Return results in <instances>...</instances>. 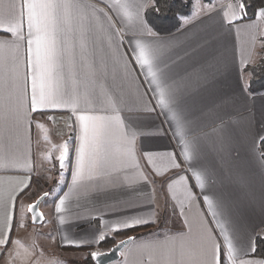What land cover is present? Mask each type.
Instances as JSON below:
<instances>
[{
  "label": "crops",
  "instance_id": "1",
  "mask_svg": "<svg viewBox=\"0 0 264 264\" xmlns=\"http://www.w3.org/2000/svg\"><path fill=\"white\" fill-rule=\"evenodd\" d=\"M151 1L120 0L121 3L142 6L128 8L131 21L124 16V22L116 24V28L123 36L120 50L125 53V59H131L132 47L135 44L133 32L130 31L131 25L138 22V12L139 16L145 19L144 12ZM199 1L201 3V0ZM202 1H207V6L200 8L195 16L191 12L183 16L190 19L184 21L180 28L167 34H157L164 40L174 38L181 42V46L174 50V54L170 55L166 63L169 64L171 76L169 83L173 80H184L185 83L193 85V90L189 91L184 99L188 119L192 122V130L186 137L189 145L188 154L192 159L187 162L181 161L179 169H173L166 158L162 159L166 152L180 151L172 135V125L157 107V98L143 78L144 70L133 64L131 67L135 71L132 76H126L122 70L123 60L114 62V45L110 48L107 41H103L95 60L103 59L107 74L102 81L97 80L94 91L99 93L100 85L103 83L107 95L103 98V105H93V108L102 109L94 114L119 115L122 119L128 116L135 121L137 115H143L146 102L148 107L155 108V112L148 119L133 124L132 130L137 132V136L130 153L121 156L123 149L118 141H115L111 148L114 166L122 168L134 179L142 174L148 175L149 182L140 181L135 193L109 191L90 202L82 195L83 188L70 190L71 171L75 164L76 141L73 140L69 144V159L65 171L63 175L61 171L59 173V181L63 183H60L59 190L54 187L39 204L44 222L33 224L46 228L47 232L43 234L47 236L50 246L55 250L67 251L62 249L65 247L63 246L65 238L91 247L97 245L100 232L104 234L115 232L113 229L118 221L127 220L130 213L117 216L110 208L105 207L106 204H110L119 210L132 207L139 213L140 218L151 222L142 226L149 227L144 229L145 232L143 229L139 231L144 232L142 235L134 237L119 251V258L116 261L108 264H179L182 259L181 253L185 260L195 259L199 252L197 241L199 215L206 218L217 242L223 244L219 229L215 227L203 200L204 196H208L213 205L218 203L221 205L216 209L219 219L233 239L234 255L230 264H264V261L254 255L249 248L250 242L255 244L257 234L264 236V167H261L264 161L259 160L260 151L252 150L253 144L259 149L260 138L264 137V92L247 91L249 73L244 70L247 65L256 63L261 55L264 47V18L255 15L253 18L239 19L229 27L227 21L232 20L233 11L239 16V11L235 8L239 0ZM87 2L108 12L105 5L111 4L112 0ZM16 3L19 6L22 0H16ZM208 8L212 9L211 12ZM120 14L123 16L124 10H121ZM108 15L115 20L111 12H108ZM136 38L142 42L149 39L141 35H137ZM130 40L132 43H129ZM26 55L25 41L20 49L21 76L27 71ZM177 55L181 59L178 60ZM209 64L217 66L219 70L209 83L196 88L194 69L201 67L207 69ZM133 77L136 79L133 80ZM28 92L30 96V81ZM145 92L147 95L141 99L140 93ZM110 102L115 103L116 112L111 111ZM81 107L85 106L82 104ZM49 116L56 117L55 121L49 120ZM70 116L71 113L67 110L33 113L32 123L25 121L19 131L13 125L5 127L0 121V161L7 159L12 162L9 167H0V194L7 198L10 212L11 205L15 204L11 240L6 246L0 245V264H13L12 262L26 264L22 262L28 260V252L30 255L34 253L25 247L28 230L32 228L28 207L44 194L33 197L36 191L33 192L32 188H35L38 176L43 172L45 174L49 165L59 164L60 155L57 156L54 152L49 160L46 158V150L39 143H45L43 140L45 132L51 134V146L61 147L68 141L70 135H74L73 128H69L68 125L71 123L75 128V120L74 118L70 120ZM229 117L231 122L227 123V128L231 134V142L225 145L223 151H218L217 138L203 136V133L210 132L219 118L227 122ZM129 123V120H125L126 131ZM38 125H43V128ZM194 143L199 149V155L193 153ZM145 152L155 154L151 166L143 155ZM183 169H188V173ZM192 169L205 173L202 177L204 187L202 189L192 187L194 200L188 198L185 184L191 186L195 181L179 180L180 175H188ZM169 177L176 181L171 188L166 184ZM25 185L29 187L20 194ZM65 193H68V196L65 198L62 211L58 214L55 206ZM50 196L51 199L48 200ZM159 215H165L168 221L159 222ZM8 232L3 213L0 212V240L5 239ZM122 238L119 237L117 240ZM54 248H51L50 252H53ZM93 251L104 250L95 248ZM224 255L227 259V248H224Z\"/></svg>",
  "mask_w": 264,
  "mask_h": 264
},
{
  "label": "snow or ice",
  "instance_id": "2",
  "mask_svg": "<svg viewBox=\"0 0 264 264\" xmlns=\"http://www.w3.org/2000/svg\"><path fill=\"white\" fill-rule=\"evenodd\" d=\"M108 12L115 17L113 20L104 9L97 8L89 4L87 0H22L19 6L16 0H0V121L5 127L15 126L19 131L25 121L32 123L33 113L45 111H70V120L74 118V135H70L68 141L63 143L62 151L58 157L61 173L65 170V165L69 159V144L75 140V164L72 167V183L70 190L83 188L82 195L90 202L93 198L105 195L109 191H126L135 193L140 186V181L149 182L148 175H140L137 178L128 176L120 167L112 164L111 148L115 141L122 146L121 156L131 152L132 146L137 136V132L132 130L133 124L148 119L155 108L148 107L147 102L143 108V115H137L135 121L126 116L94 114L102 109L93 108V105H103V98L107 95L103 83L100 85L101 91H94L97 80L106 77L107 70L103 59L95 60V56L100 51V45L107 41L110 48L114 45V62L123 60L122 70L126 76H132L135 71L131 65L135 64L143 71V78L151 87L152 94L157 98L156 105L159 107L167 122L172 125V135L177 141L179 152H166L162 159H167L173 169L181 167V161H189L192 156L188 154V136L192 122L184 106V99L187 93L193 90V85L185 83L184 80H171L169 75V64L166 60L174 54V50L181 46V42L174 38L164 40L160 38L148 25L147 21L137 13L138 22L132 23L130 31L133 32L135 44L132 47L131 59H125V53L121 52L123 36L117 23L124 22V16L131 21V14L127 9L130 7H142L134 3H121L120 0H112L111 4L105 5ZM247 0H239L235 8L239 11L232 13V20H228L229 27L233 22L243 19L246 16L248 7ZM121 10H124L122 16ZM158 10V9H157ZM211 8L208 11L211 12ZM196 15L195 8L192 13ZM256 16L264 18V7H260L255 13ZM227 16V13L225 14ZM189 17H182V22L189 21ZM26 29V31H25ZM137 35L146 36L147 42H142L136 38ZM26 41V65L27 71L21 76L20 73V49ZM132 43V40L129 41ZM181 59L179 55L176 57ZM217 66L209 64L207 69L201 67L194 69L196 77L195 87L206 85L214 78ZM136 77H133L135 80ZM30 81V96L28 92ZM154 86V87H153ZM139 91V85L137 86ZM147 93H140L141 99ZM118 102V101H117ZM226 104L227 101H224ZM85 107H81V105ZM109 107L112 112H116L114 102H110ZM49 120L55 121L56 117L49 116ZM125 120L130 123L125 129ZM231 122V117L226 122L219 118L210 132L203 133V136H215L217 138L216 149L223 151L226 144L231 142V134L228 131L227 123ZM43 128V125H38ZM142 134V133H141ZM161 134H163L161 132ZM198 139V138H197ZM264 146V137L259 141ZM253 152L259 151L253 144ZM193 153L199 155V149L194 143ZM151 166L154 162L155 154L145 152L143 154ZM259 160L264 161V151L260 152ZM11 161L7 159L0 161V167L11 166ZM264 167V163H261ZM110 169V171H106ZM188 173V169H183ZM206 171V170H205ZM205 173L192 169L188 175H180V181H195L194 185L185 184L188 198L194 200L192 187L203 188L202 177ZM29 179V185H30ZM154 183V181H152ZM175 179L169 177L166 181L167 187L171 188ZM60 183H63L61 181ZM25 185V189L29 187ZM50 193L44 195L36 203L29 205V212L35 213L32 220L44 222L42 213L37 211L39 203ZM80 193L78 192V195ZM61 197L55 206V211L59 214L65 203V198ZM203 200L207 205V211L212 217L215 227L219 229V236L223 239V244L218 243L214 236L212 227L206 222L203 215H199L197 223V241L199 252L195 259H182L179 264H230L234 255L233 239L228 235L224 223L219 219L217 207L213 205L208 196ZM113 214L120 216L123 213H130L127 220H120L114 231L126 230L135 227H142L151 221L140 218L139 213L132 207L119 210L110 204H106ZM0 212L3 213L5 223L9 229L5 239L0 240V245L6 246L11 240V229L15 219V204H9L7 198L0 194ZM131 220L132 222H128ZM61 223L63 221L61 220ZM104 222L102 221V224ZM106 238L104 232H100L96 242H102ZM133 238H129L131 240ZM125 241H121L123 245ZM65 247L87 246L75 240L64 239ZM224 248H227V259H225ZM249 248L255 252L254 243H249ZM104 253L92 252L87 254L93 260H98Z\"/></svg>",
  "mask_w": 264,
  "mask_h": 264
},
{
  "label": "trees",
  "instance_id": "3",
  "mask_svg": "<svg viewBox=\"0 0 264 264\" xmlns=\"http://www.w3.org/2000/svg\"><path fill=\"white\" fill-rule=\"evenodd\" d=\"M193 1L194 0H152L145 9V20L156 34L170 33L183 25L181 18L191 12ZM247 3L249 6L246 9V16L244 17L246 19L253 18L256 11L260 7H264V0H247ZM244 70L249 73L246 84L247 91L249 93L264 92V47L262 48L261 55L257 62L252 65H247ZM258 147L260 152L264 151V146H261L260 143ZM148 228L149 227H137L105 234V240L98 242L96 246H85L80 248L62 247V249L67 251L82 250L86 251L87 254L94 252L93 250L95 248L106 250L112 246L119 237H138L145 232L144 229ZM142 229L144 232H139ZM255 246L256 250L253 254L264 261V236L257 234L255 238ZM85 262L86 264H95L90 256Z\"/></svg>",
  "mask_w": 264,
  "mask_h": 264
},
{
  "label": "rangeland",
  "instance_id": "4",
  "mask_svg": "<svg viewBox=\"0 0 264 264\" xmlns=\"http://www.w3.org/2000/svg\"><path fill=\"white\" fill-rule=\"evenodd\" d=\"M207 6V1H202L201 3L199 0H194L191 13H193V10L195 8V11L197 12L200 8H204ZM43 137V140H45V143H39L44 150H46V158H49V160L52 158V155L54 152H56L57 156L62 151V148L58 145L51 146V134L48 132H45ZM56 149V150H55ZM54 157V156H53ZM60 166L59 164H53L49 165L47 167V170L45 171V174H41V176H38V183L36 184L35 188H32L33 192L36 191L33 197L39 194H44L49 191L54 190V187H56V190H59L60 187V181H59V173H60ZM65 171V170H64ZM61 175H63L61 173ZM31 191V192H32ZM52 196V195H51ZM47 198L48 200L51 199ZM164 214V213H163ZM159 222L162 221V223L168 221L166 219L165 215H159L158 216ZM32 226L31 230H28V240L25 242V247L28 249H31L32 253L28 252V260H24L22 263L26 264H86L85 257L87 256L86 251L82 250H76V252L69 253L68 251H59L55 250L54 247L50 246L47 236L43 233L47 232L46 228L41 227V225H30ZM30 232H32L30 234ZM54 248L53 252H50V249ZM26 255H24V259L27 258ZM13 264L16 262H12Z\"/></svg>",
  "mask_w": 264,
  "mask_h": 264
},
{
  "label": "water",
  "instance_id": "5",
  "mask_svg": "<svg viewBox=\"0 0 264 264\" xmlns=\"http://www.w3.org/2000/svg\"><path fill=\"white\" fill-rule=\"evenodd\" d=\"M42 196H39L38 198H36L33 202H31L30 205L36 203L38 200H40ZM40 204V203H39ZM28 211H29V207H28ZM37 211L39 213H42L39 206ZM31 215V222L32 224H40L41 222H36L34 223L32 220L33 215H35V213L29 212ZM44 217V216H43ZM133 238L132 236H127L124 237L122 239L117 240L112 246H110L107 250L104 251H94V252H99V253H104V255H102L101 257L98 258V260H93V262L95 264H108L111 263L113 261H116L119 258V251L131 240H129V238ZM121 241H125V243L123 245L120 244Z\"/></svg>",
  "mask_w": 264,
  "mask_h": 264
},
{
  "label": "bare ground",
  "instance_id": "6",
  "mask_svg": "<svg viewBox=\"0 0 264 264\" xmlns=\"http://www.w3.org/2000/svg\"><path fill=\"white\" fill-rule=\"evenodd\" d=\"M133 237V236H132Z\"/></svg>",
  "mask_w": 264,
  "mask_h": 264
}]
</instances>
